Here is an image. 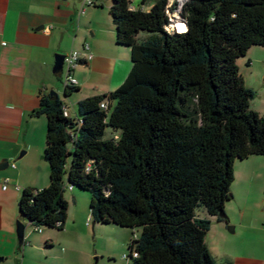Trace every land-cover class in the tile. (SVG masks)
<instances>
[{
	"label": "trees",
	"instance_id": "16d2710c",
	"mask_svg": "<svg viewBox=\"0 0 264 264\" xmlns=\"http://www.w3.org/2000/svg\"><path fill=\"white\" fill-rule=\"evenodd\" d=\"M147 5L113 0L109 9L116 43L131 50L119 89L81 100L76 117L58 95H42L35 114L47 119L50 185L25 190L20 213L35 229L62 231L65 192L78 189L91 194L93 225L142 230L132 264H219L206 244L211 218L228 221L220 214L233 199L236 161L264 157V116L238 66L264 47V0H188L179 13L176 1ZM79 91L66 86L64 96Z\"/></svg>",
	"mask_w": 264,
	"mask_h": 264
},
{
	"label": "crops",
	"instance_id": "0c3cea01",
	"mask_svg": "<svg viewBox=\"0 0 264 264\" xmlns=\"http://www.w3.org/2000/svg\"><path fill=\"white\" fill-rule=\"evenodd\" d=\"M93 1L94 5L84 7L81 14L85 0H78L80 5L76 0H0V163L5 159L9 162V167L0 172V264H29L24 260L31 257V252L25 250V243L30 246V242L24 238L21 244L17 237L18 222H28L21 216L20 200L25 190L39 191L50 185V166L44 160L47 119L35 112L42 95L53 91L64 95V78L53 74L55 56L83 53L74 71L80 90L76 93L77 104L113 93L130 74L131 50L116 43L113 20L102 19L97 9L104 5ZM152 6H144L143 10L148 12ZM86 45L93 55L90 61L84 53ZM238 66L245 86L255 93L252 110L264 116V47L251 48L245 58L238 60ZM72 110L76 117L77 112ZM72 110L69 108V116ZM250 199L248 190L243 202L227 203V222L211 218L206 244L219 264H264L250 251L230 255L224 248L227 236L232 234H264V224L253 216ZM37 243L39 250L53 247L51 235ZM76 262L91 264L86 258Z\"/></svg>",
	"mask_w": 264,
	"mask_h": 264
},
{
	"label": "rangeland",
	"instance_id": "374dc122",
	"mask_svg": "<svg viewBox=\"0 0 264 264\" xmlns=\"http://www.w3.org/2000/svg\"><path fill=\"white\" fill-rule=\"evenodd\" d=\"M149 1L150 4L155 2V0ZM174 1L181 4L180 0H172V3ZM98 2L104 5L103 9H97L99 16L101 15L102 19L106 21H112L108 8L113 0H98ZM76 3L80 5L78 0ZM141 3L142 0H131L132 6L137 9L141 7ZM170 16H172L173 22L180 21L177 13L175 15L171 13ZM148 36V33H142L140 40H144ZM58 95L62 101L70 105L68 106L70 110L74 108L77 112V94L66 98L62 91H59ZM70 114L73 117V110L70 111ZM110 133L111 131L107 130V136ZM234 169L235 180L231 188L233 199L229 203L234 205V203L243 202L245 192L250 190L252 214L261 220V224H264V157L252 156L243 161L238 160ZM65 198L69 203V209L64 230L42 228L43 233L40 234L28 222L24 221L25 239L30 242V246L25 250L31 252L29 260L25 258L24 262L29 264H77L78 258H86L91 264H132L129 246L136 236L138 238L141 236L142 230L140 228H122L114 224L93 225L90 211L91 194L89 192L78 189L73 192L66 190ZM75 202L78 204L77 207ZM82 213H86V216H82ZM206 213L205 208H198L196 211L199 218L204 217ZM18 223L22 222L19 221ZM47 235H51L53 247L47 246L46 249H37L38 240ZM227 237L224 248L230 255L232 252L242 254L250 251L254 256L264 260L263 233L253 231L251 234L237 233Z\"/></svg>",
	"mask_w": 264,
	"mask_h": 264
},
{
	"label": "built area",
	"instance_id": "2783aa9c",
	"mask_svg": "<svg viewBox=\"0 0 264 264\" xmlns=\"http://www.w3.org/2000/svg\"><path fill=\"white\" fill-rule=\"evenodd\" d=\"M180 7L179 10L177 11L178 13L181 11V8L183 6L184 3H182L180 1ZM94 5V1L93 0H85V4L83 5L82 10L80 11L81 14L84 13L86 6H92ZM84 53L87 55V59L90 61L93 58V55L91 53L90 47L88 45L85 46L84 48ZM83 53L78 52V51H72L68 54H66V59H65V64H64V70H63V74L62 77L64 78V86H78V80L75 78L74 76V71L76 69V67L79 65V63L81 62V56ZM103 108H107V104L103 103L102 104ZM64 110V114L65 116H69V107L67 106V104L64 105L63 107ZM4 189H7V186L4 187ZM71 189V188H70ZM90 222V220L88 221V223ZM35 231L37 233H43L42 229H35ZM137 238V236H136ZM25 245L29 246V243H25ZM135 256H137V254H135Z\"/></svg>",
	"mask_w": 264,
	"mask_h": 264
},
{
	"label": "water",
	"instance_id": "95a60500",
	"mask_svg": "<svg viewBox=\"0 0 264 264\" xmlns=\"http://www.w3.org/2000/svg\"><path fill=\"white\" fill-rule=\"evenodd\" d=\"M65 59H66V55H63V54H57L55 56V65H54V69H53V74L58 78L62 77ZM51 95L56 96L57 93L53 91V92H51ZM8 167H9L8 160H6V159L3 160L0 163V172L6 170ZM220 216L224 219H228V216L225 212L221 213ZM17 237H18L19 242L22 244L24 242V238H25V225L22 223H18Z\"/></svg>",
	"mask_w": 264,
	"mask_h": 264
},
{
	"label": "bare ground",
	"instance_id": "6f19581e",
	"mask_svg": "<svg viewBox=\"0 0 264 264\" xmlns=\"http://www.w3.org/2000/svg\"><path fill=\"white\" fill-rule=\"evenodd\" d=\"M182 3L186 0H180ZM173 27L179 32V33H185L187 32V26L182 21H175L173 22Z\"/></svg>",
	"mask_w": 264,
	"mask_h": 264
}]
</instances>
